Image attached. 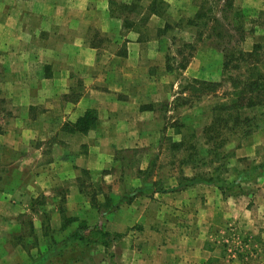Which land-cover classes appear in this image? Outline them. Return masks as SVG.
<instances>
[{
	"label": "crops",
	"instance_id": "0c3cea01",
	"mask_svg": "<svg viewBox=\"0 0 264 264\" xmlns=\"http://www.w3.org/2000/svg\"><path fill=\"white\" fill-rule=\"evenodd\" d=\"M145 1L0 0V95L6 99L0 173H7L12 162V170L28 169L30 153L37 164L33 178L0 177V264H29V252L47 244L42 212L32 207L40 192L66 184L67 214L97 224L102 215L81 190L77 170L102 169L115 150L156 138L140 126L172 100L176 89L167 91L157 80L158 72L162 77L166 72L152 71L160 39L145 29L158 15L149 14ZM132 3H139L137 11L129 10ZM89 110L95 112L96 125L82 130L77 124ZM260 180L255 194L240 196L224 197L205 183L137 196L129 213L131 242L113 257L109 251L117 237L111 248L98 246L104 253L100 260L90 254L75 264H264V176L255 182ZM121 208L105 215V228L124 238L122 226L128 224L117 219ZM27 215L38 238L29 250L10 243L25 231ZM50 216L52 228L61 233L59 208ZM233 221H243L248 234L259 236L258 259L226 257L218 236ZM75 227L77 222L68 231Z\"/></svg>",
	"mask_w": 264,
	"mask_h": 264
},
{
	"label": "rangeland",
	"instance_id": "374dc122",
	"mask_svg": "<svg viewBox=\"0 0 264 264\" xmlns=\"http://www.w3.org/2000/svg\"><path fill=\"white\" fill-rule=\"evenodd\" d=\"M151 1L146 0L145 2L150 3ZM225 1H219L220 5ZM165 2L163 15H158L157 19L151 20V26L145 29V33L160 39L159 43H155L158 53L151 60V62L154 61L152 71L166 72L163 77L158 72L157 80L164 82L167 91L176 89V92L173 93L172 100H167L157 109L155 117L149 118L140 126L141 130L156 134L155 139H148L139 146L115 150L114 155L110 156L112 160L107 161L106 166L102 169L77 170L81 190L90 200L92 197H96L98 203L105 201L104 195L118 197L136 188H142L138 197H144L152 196L153 192H174L203 183L198 182L191 186H185L180 184L183 177L204 178L218 175L225 178L226 181H232L238 177L241 170L264 162V122L261 123V127L257 131L242 140L230 138L223 147V153L228 152L226 158L219 160L210 156L211 146L205 139V126L214 121L216 116L231 115L230 108L225 111L220 107L222 104L230 105L232 103L234 88L230 77L237 75L240 70L234 68L226 70L223 65V53L215 43L214 37L210 36L204 27L187 24V19L195 14L200 3L205 2V6L208 8L214 6L213 0H174L173 4ZM137 4L139 5V3ZM233 5L231 11L226 12V18L223 19L225 23H231L229 25L232 34L230 44L236 49L243 48L245 50H251L257 42L264 45V0H233ZM218 8L220 7H216V11ZM166 23H170L172 26L165 34L158 36V29L164 27ZM233 25L242 27L244 31L240 33L239 30L234 29ZM201 30L202 33H200ZM261 53L264 57V47ZM1 62L0 73L4 69V62ZM260 65L264 71V63ZM185 71L188 73H184ZM193 73L198 76H192ZM204 81L211 85L219 82V85L207 86V84H203ZM4 101L6 99L0 95V117L4 116L6 103ZM0 127L2 128L1 125ZM36 158L38 159L37 156ZM12 163L10 171L0 173L3 180L13 177L25 180L27 176L28 178L34 177L33 172L37 164L34 162L33 153H30L28 169L26 168L24 171L12 170L15 166V163L14 166ZM139 183L141 185H138ZM258 183H261V180L259 182L252 179L244 180L241 183V188L234 194H226L214 186L224 197H227L255 194L260 188ZM67 190V185L63 184L56 186V189L49 194L40 192L36 197L37 209L39 211L45 209L44 211L50 216L54 209L60 206L66 207ZM98 198L100 199L98 200ZM131 204L132 202L126 201L120 204L119 208H123H121L122 211L118 214L117 219L120 223L124 222L125 225H128L122 226L124 231L121 233H124L125 239L122 234H116L117 245L109 251L113 257L117 255L122 244L131 242L127 237L128 226L133 223V218L129 215L133 212ZM93 205L94 202H92ZM66 210L68 211L67 207ZM23 219L26 221L25 227L28 232L29 216L27 215ZM175 219L177 218L174 217V222L179 220ZM102 220L105 221L106 226L105 217H101L100 222ZM118 220H116L117 223ZM222 227L224 230L218 239L219 245L225 248L226 257L247 260L246 262L259 258L260 252L257 249L262 245V241L255 234H248L249 226L246 227L243 221H233ZM93 253L91 257L94 261L100 260L104 254L101 250H96Z\"/></svg>",
	"mask_w": 264,
	"mask_h": 264
},
{
	"label": "trees",
	"instance_id": "16d2710c",
	"mask_svg": "<svg viewBox=\"0 0 264 264\" xmlns=\"http://www.w3.org/2000/svg\"><path fill=\"white\" fill-rule=\"evenodd\" d=\"M219 1L221 0H213L214 6L208 8L205 6V2L200 3L195 14L187 19V24L204 27L209 32V35L214 37L215 43L223 53V65L226 70L231 68L240 70L237 75L230 77L232 87L234 88L232 103L230 105L222 104L220 107V109L225 111L230 108L232 110L231 115L226 117L216 116L214 121L208 123L204 129L206 142L211 146V151H209L210 156L221 160L228 155V152L223 153V147L230 138L238 141L242 140L257 131L261 127V123L264 122V71L260 68V64L264 63V57H262L261 53L263 52L264 45L257 42L251 50L234 48L230 44L232 34L230 33L231 27L229 25L231 23H225L223 20L226 18V12L231 11L233 8V0H226L221 5ZM165 3L164 0H152L147 6L149 14L156 13L157 15H163ZM122 6L125 8L129 7L126 4ZM138 6L137 3H132L129 10L137 11ZM216 7L220 8L216 11ZM171 26L170 23H166L164 27L159 28L158 36L165 34ZM233 27L239 30L240 33L244 31L240 26L233 25ZM200 33H202V30ZM203 84L216 86L219 85V82L211 85V83L204 81ZM95 125V112L89 110L80 119L77 127L86 130ZM261 176H264V162L241 170L238 177L232 181H226L225 178L218 175H211L204 178L183 177L180 184L191 186L195 183L203 182L217 186L226 194H234L241 188L242 181L256 180ZM141 191L142 188H136L118 197L104 195L105 201L103 203H98L95 199L96 197H92L93 206L98 209L102 217H105L107 213L119 208L123 201L131 203ZM32 207L34 211L38 210L37 199H34ZM44 210H41V225L43 235L47 239V244L33 254L29 252V264H75L90 256V254L93 255V252L97 250L99 245L106 249L111 248L115 242V238H117L116 234L105 228L104 220L91 225L84 219L69 216L66 208L63 206L59 207L62 215L61 233H56L50 224L51 217ZM74 222H77V227L68 231ZM27 224H29V231L26 232L27 227L24 226L25 231L21 232V234L13 235L10 243L13 245L22 244L29 250L37 246L38 238L34 234L33 220L29 218Z\"/></svg>",
	"mask_w": 264,
	"mask_h": 264
}]
</instances>
